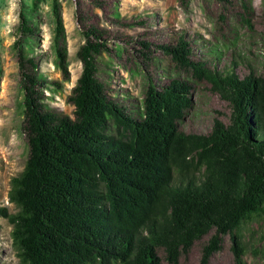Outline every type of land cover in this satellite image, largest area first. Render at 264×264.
<instances>
[{
  "label": "trees",
  "instance_id": "trees-1",
  "mask_svg": "<svg viewBox=\"0 0 264 264\" xmlns=\"http://www.w3.org/2000/svg\"><path fill=\"white\" fill-rule=\"evenodd\" d=\"M39 1L19 12L12 45L28 156L10 180L8 199L17 210L0 206V216L12 225L17 264H163L159 251L176 264L210 231L199 264L221 250L225 234L234 263L248 264L239 229L264 218V76L240 77L234 66L218 68L196 58L180 34L158 47L228 102L229 122L215 118L207 134L180 129L193 85L179 76L160 82L148 77L135 116L99 76L104 54L126 53L114 43L120 37L99 22L105 0H74L83 42L76 51L80 74L67 98L71 117L51 107L45 95L70 79L61 1L49 0L61 80L38 71L32 45ZM243 7L249 11L248 3ZM243 21L251 27L249 18ZM141 46L146 54L150 43Z\"/></svg>",
  "mask_w": 264,
  "mask_h": 264
},
{
  "label": "rangeland",
  "instance_id": "rangeland-1",
  "mask_svg": "<svg viewBox=\"0 0 264 264\" xmlns=\"http://www.w3.org/2000/svg\"><path fill=\"white\" fill-rule=\"evenodd\" d=\"M66 32L70 79L62 88L45 91L51 107L73 117V105L67 101L80 74L81 63L76 51L83 42L75 19L74 0H60ZM243 2L248 3L246 12ZM33 0H0V206L13 213L17 209L8 199L10 180L24 168L28 144L23 129V92L19 83L18 60L13 49L17 38L19 12L29 10ZM99 22L120 37L114 43L126 47L121 56L104 54L100 58V78L111 95L135 116L141 114V101L148 77L156 82L179 76L188 79L193 103L179 128L185 132L207 134L214 119L229 122L230 106L209 84L197 82L190 74L179 70L158 47L184 34L190 41L196 58L218 68L233 67L240 77L254 72L264 76V0H105L97 10ZM118 17L117 19L114 18ZM249 18L251 27L243 18ZM36 38L32 45L38 61V71L51 80H61L55 66L51 45L52 13L49 0H40L33 14ZM131 38V39H130ZM142 42L150 43L144 54ZM110 125V124H109ZM110 133H116L109 126ZM12 225L0 216V264H17L12 245ZM213 231L196 240L176 264H199L202 247ZM247 246L244 259L248 264H264V218L243 223L239 229ZM163 264H170L159 251ZM207 264H235L231 238L225 234L222 248Z\"/></svg>",
  "mask_w": 264,
  "mask_h": 264
}]
</instances>
